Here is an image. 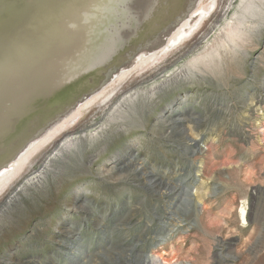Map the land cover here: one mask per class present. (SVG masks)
<instances>
[{"label": "rangeland", "instance_id": "374dc122", "mask_svg": "<svg viewBox=\"0 0 264 264\" xmlns=\"http://www.w3.org/2000/svg\"><path fill=\"white\" fill-rule=\"evenodd\" d=\"M251 1L217 0L190 40L119 80L77 125L29 160L0 196V264H142L150 252L184 264H264V9L260 13L258 1ZM246 3L251 5L244 9ZM228 26L214 51L220 64H202L194 78L154 99L143 93L204 53ZM134 89L141 90L134 101L146 102L137 119L128 126L106 122V130L91 138ZM176 96L187 102L179 112L189 109L196 119L159 125L158 112ZM74 133L82 137L74 153L56 156ZM188 134L202 139L201 151L180 148ZM134 139L131 156L142 169L121 171L124 164L110 157ZM46 164L42 180L29 183ZM145 169L154 173L141 180ZM185 188L198 190L195 203ZM72 253L82 260L70 261Z\"/></svg>", "mask_w": 264, "mask_h": 264}, {"label": "water", "instance_id": "95a60500", "mask_svg": "<svg viewBox=\"0 0 264 264\" xmlns=\"http://www.w3.org/2000/svg\"><path fill=\"white\" fill-rule=\"evenodd\" d=\"M203 1L0 0V196L93 98L190 40Z\"/></svg>", "mask_w": 264, "mask_h": 264}, {"label": "bare ground", "instance_id": "6f19581e", "mask_svg": "<svg viewBox=\"0 0 264 264\" xmlns=\"http://www.w3.org/2000/svg\"><path fill=\"white\" fill-rule=\"evenodd\" d=\"M257 1H258V4L255 7L260 10V13H262L261 11L264 9V5H263L264 4V2H263L264 0H257ZM250 3L253 6L256 2L253 0ZM216 4H217V0H211V2L208 3V4H204V1H203L202 4L199 7V10H201V18L199 20H201V21L198 20L197 23H199L201 25L206 20V18L210 15V13L212 12L211 11V8L212 7L214 9L216 8ZM251 4H247L246 3L245 7H243V8L244 9H247ZM239 23H240V21H239ZM231 29H232L231 26H228V28L226 27V29L224 28V30H221L218 33V35L216 36V38H214L213 41H209L206 44L204 53L198 54L197 56L193 57L191 60H187L181 66H178L173 71H171L169 74L164 75L163 76L164 79H162L161 81H158V82H155V83L151 84L148 87V89L143 90V93H145L146 95H148L149 97H151L150 99H154V97H156L158 94H160V92H164L168 87H172L174 85H178V84L181 83L182 80H187V79L194 78L196 76V70H200L202 64H206V65H209V64H212V65L220 64L221 60H220V58L218 60L215 59L216 57H214V51L217 49V44L220 43V39L219 38L222 37V36H224L226 32L231 31ZM175 39H176L175 36L172 37V40H175ZM153 56L156 57V54L153 55ZM131 73H126V74L128 75V74H131ZM122 79L123 78L121 77L119 80H122ZM119 80L115 81V83L112 84L110 87L112 88L113 86H115ZM110 87H108L107 90ZM107 90H106V92H107ZM134 90L135 91H133V92L130 91V92L124 94L123 96H121V98L114 104V106L112 107V109L103 118L104 123L100 124V126H98L97 128H95L94 131L90 132L89 135L91 136V138H93V139L96 138L98 135L101 134V132L103 133L106 130V128H107L106 122H109L111 124H113V122L114 123L121 122L122 124L124 123L123 124L124 126H128V125H130L129 122H131L133 119H137V116L140 113L143 112L142 111L143 109H145V108H143V105H146L145 104L146 102L143 99H138V100H135L134 101L135 97L137 95H139V93H141L140 92L141 90H136V89H134ZM106 92H103V94H105ZM101 96H99L97 98H93L92 101H91V105H93L94 103H96L100 99ZM186 103L187 102H186L185 96H176L174 98V100L167 102L166 105L162 108V110L160 112H158L159 114L155 118V120L159 122V125H162V123L164 124V123H168V122H171L172 124H176L178 121H183V120L188 122L189 120L191 121V118L193 120H195L196 118L194 119V117H195L194 115L193 116L189 115V112H188L189 109H185V110L179 112V109L181 108V106H183ZM186 112L188 113V115L186 114ZM83 113H84L83 110H79L76 115H81ZM174 117L177 119L176 121L174 120ZM138 124H140V123L138 122ZM185 124H183V127H184ZM120 127H122V126L120 125ZM116 129H118V128H116ZM187 138H188V143H185L184 142V143H181L180 144V148L183 151L186 150V149L187 150L193 149L194 150V153L197 152V150H200L201 151V148H203L202 147V144H201L202 139H199L198 137H196V138L195 137H191L189 134H188ZM81 142H82V137L80 135H78L77 133L68 135L67 137H65L63 139V141L57 147V149L55 151V155L56 156H60L63 153V151L66 150V149H69V151H72L74 153L75 146L76 145H79V143H81ZM137 145H138V140L137 139L131 140L130 143H128V145L125 148V150L122 151V152L121 151L120 152H118V151L115 152L110 157V161L113 164H117V163L124 164L122 167H120V170L121 171H123L124 168H126V166H128L127 168H132L133 171L134 170L135 171H139V169H142V164L139 163L138 156H135V155L134 156H131L134 147H136ZM80 150L83 152V149L82 148H80ZM184 152H186V151H184ZM47 166H48L47 164L45 166L43 165V167L40 168L41 171H39V173L36 172L37 175H35V177H33L32 179H30L29 180V183H32L33 184L35 182L37 183L38 181L42 180L43 176H45L46 173H47ZM153 171L154 170H152V171L149 172L148 170L145 169L144 171H142V174L141 175H139V174L138 175L142 178L141 180H143V178L145 176L147 178L150 174L154 173ZM182 186H184V185H182ZM22 189H24V188H22ZM82 190L83 189H82L81 186L76 187V191L78 193H79V191H82ZM185 191L188 193V195L191 196V198L189 197L188 200H190V201H192V202L195 203V200L193 199V197L194 196H197L199 194L198 193V190L197 189L194 190L193 188H191V189L185 188ZM176 193H177V191H176ZM174 197H175V195L174 196L173 195L170 196V200L168 201V204L171 203V201H174ZM9 203H8V206H9ZM173 203L174 202H172V204ZM168 206H170V204ZM9 208H10V206H9ZM79 208H81L83 211H86L87 213L91 210V207L88 206V205H86V204H79ZM70 212L71 211H68L66 215H69ZM244 212H245V210L242 209V214H244ZM73 235L74 234H72V236ZM77 237H79V235H77ZM164 239H166V238H164ZM63 241L65 243L72 244V242L70 240H63ZM72 254H73L71 256L72 259L70 261H77L80 258L75 253H72ZM163 254H159V253L157 254V253H151V252L150 253H145L143 255L142 264H184L183 261H179V260H176V259L170 260L172 257H170V259H167V258H165L163 256ZM79 260H82V259H79ZM185 264H193V263L192 262H187Z\"/></svg>", "mask_w": 264, "mask_h": 264}, {"label": "flooded vegetation", "instance_id": "af4514ba", "mask_svg": "<svg viewBox=\"0 0 264 264\" xmlns=\"http://www.w3.org/2000/svg\"><path fill=\"white\" fill-rule=\"evenodd\" d=\"M210 0H204V4H207Z\"/></svg>", "mask_w": 264, "mask_h": 264}]
</instances>
